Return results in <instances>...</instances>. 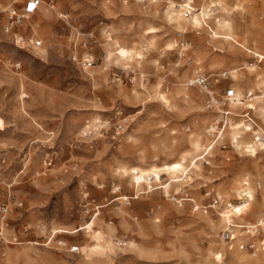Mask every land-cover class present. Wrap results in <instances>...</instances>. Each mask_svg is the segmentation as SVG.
Returning <instances> with one entry per match:
<instances>
[{
    "label": "rangeland",
    "instance_id": "374dc122",
    "mask_svg": "<svg viewBox=\"0 0 264 264\" xmlns=\"http://www.w3.org/2000/svg\"><path fill=\"white\" fill-rule=\"evenodd\" d=\"M41 1L16 40L20 28L5 32L7 11L24 0H0V208L8 207L0 213V264H234L220 237L226 225L219 229L215 216L225 211L193 208L234 180L264 196V149L256 147L264 144V116L246 109L257 100L264 106L256 76L264 77L257 58L264 0H219L227 10L216 20L223 16L243 46L213 36L214 21L200 28L166 22L163 12L178 0ZM194 1L213 10L218 0ZM246 65L256 68L249 73ZM194 70L213 80L218 96L241 92L242 105H227L244 129L238 144L225 133L228 123L211 145L206 132L217 115L189 86ZM195 138L199 153L188 143ZM182 154L191 159L186 175L164 190L171 179L156 169ZM140 176L137 189L132 177ZM93 231L111 237V254L85 260L81 250L56 244L81 247ZM262 247L257 264H264Z\"/></svg>",
    "mask_w": 264,
    "mask_h": 264
},
{
    "label": "bare ground",
    "instance_id": "6f19581e",
    "mask_svg": "<svg viewBox=\"0 0 264 264\" xmlns=\"http://www.w3.org/2000/svg\"><path fill=\"white\" fill-rule=\"evenodd\" d=\"M148 1H154V0H148ZM216 9H211L209 3L203 2L198 9L197 12L192 13L189 17H184L183 14V6L177 3H171L170 6H167L165 11L163 12V17L166 22L169 24H173L176 26H182L184 24H189L193 28H200L202 24H205L208 21H214V27H213V36H218L224 39H228L231 41L232 45H239L243 46V43L239 42L237 43V39L235 37V34L232 33V28L230 23H228L227 20L223 16H221L219 19L216 20V16L219 13H223L227 10L226 5H224L221 1H216ZM40 8V7H39ZM28 21L25 22V24L22 26V28L19 29V34H14L13 38L18 40L22 39L21 37V32L24 31L26 28ZM30 44L34 43L33 40H28ZM245 44V43H244ZM32 48L35 51H43L41 49H37L32 46ZM246 52L251 51L245 49ZM41 53V52H40ZM42 54V53H41ZM122 57L125 59H130L131 54L128 51H121ZM257 58L260 63L264 61V55H257ZM255 65H246L243 69L248 71L249 73L253 72V69H255ZM194 73L197 74V72L194 70ZM259 79H261V83H264V77H262L260 74L256 75ZM242 97L241 92L239 90L235 91V98L231 101L232 104H230V107L235 109L239 105H242L240 103V98ZM252 101V98L249 100ZM260 101L257 100L255 104H246V109L247 110H252L254 113H259L264 116V106L260 105ZM259 104V105H258ZM232 117L228 118V129L225 132L228 135V138L230 141H232L235 144H238L242 131V124L241 122H233L231 121L232 118L239 117L238 115H235L234 113H230ZM255 132H253L254 134ZM208 135V132H206ZM222 135V134H221ZM255 135H258L255 133ZM258 141V138L257 140ZM192 148V151L195 153L201 152L204 147L201 144L200 140L195 138V139H190L188 142ZM246 148L247 152H251V157H256L257 152L256 148L251 145V144H246L244 146ZM259 150L264 149V144L263 143H258L257 146ZM187 162H191V159L188 155H183L181 156V159L179 162H175L169 165H163L158 172H164L169 178L171 179V182L163 187L164 190H166L170 184H178L180 183L185 175H186V169L188 166H186ZM192 169L195 173L199 172L200 167L198 163H192ZM157 172V173H158ZM132 180L134 181L136 188H141L142 183L144 180L142 179V176L138 178L132 177ZM156 185H158L157 182V176H155V179L153 181ZM150 183L149 181H145V184ZM151 186V185H150ZM216 195L218 198L221 200L222 204H226L224 198L231 199L235 202H238L239 205L236 206H231V209L228 210L224 207L219 208L218 210L225 211L222 214H217L215 215L217 217V222L219 225V229H221L224 225H226V229L230 227H235V228H243L244 226L247 227H254V226H260L256 224H260L261 221L259 220L261 217L260 212L264 210V196L261 198H256L255 194L253 193L252 190L248 189L245 184L241 183L240 181H231L225 185H219L217 190L215 191ZM218 210H215L217 212ZM247 219L246 224L239 223L238 220L240 221L241 219ZM227 223V224H225ZM237 230V229H236ZM241 238V237H239ZM223 242V241H222ZM113 242L111 240V237L103 232L100 231H93L92 234L90 235L89 242L87 244L81 245L80 250L81 254L84 257L85 260L92 259L94 257H100L104 256L107 254H111L113 250L112 246ZM229 250L230 255L234 258L233 263L234 264H257L259 260V254L254 253L251 256H246L241 251L233 245L232 247H229L227 245ZM234 247L237 249L235 250ZM235 250V251H234ZM236 251H238L240 254H238ZM258 252V250L256 251Z\"/></svg>",
    "mask_w": 264,
    "mask_h": 264
},
{
    "label": "built area",
    "instance_id": "2783aa9c",
    "mask_svg": "<svg viewBox=\"0 0 264 264\" xmlns=\"http://www.w3.org/2000/svg\"><path fill=\"white\" fill-rule=\"evenodd\" d=\"M179 5L183 6V14L184 17H189L192 13L198 11V7L194 0H178ZM41 0H24L23 7L18 9L16 7L11 8L7 11V24L5 27V32L10 33L14 29L22 28L26 21L29 20L30 16L34 15L39 7L41 6ZM40 41H35L34 46L40 47ZM76 60V58H73ZM92 62L86 60L84 62V66L90 67ZM224 77V76H223ZM213 80L209 77L201 74L195 75L191 78L189 82V86L191 88H199L205 94V109L211 112L216 113V120L210 125L208 128V138L211 145H216L218 142L221 141V134L223 130L228 124V118L231 116L230 111H228L227 105L235 98V91L233 88L225 89L222 96H218L215 91L213 90ZM207 156L206 152H204L203 157ZM207 164V163H206ZM2 174V163L0 164V176ZM206 196L209 197L208 204L205 206H201V208L194 207V211H201L204 215L208 214L209 212H215L219 208L225 206L226 209L230 210L233 203H226L222 204L221 200L211 193H206ZM212 196V197H211ZM183 200H190L191 199L185 197ZM192 203V202H191ZM8 211L7 205L3 204L0 208L1 214H6ZM260 225V224H256ZM237 229V230H236ZM221 240L232 247L233 245L241 252H249L254 253L257 250L263 248L264 242V229L260 226L254 227H247L244 226L243 228H235L230 227L224 229L221 233ZM241 237V238H239ZM57 246L61 249H66L69 254H79L80 247L77 245H72L67 247L66 243L63 241H57Z\"/></svg>",
    "mask_w": 264,
    "mask_h": 264
}]
</instances>
